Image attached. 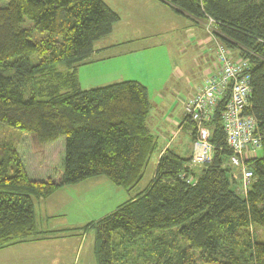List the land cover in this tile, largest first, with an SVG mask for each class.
Segmentation results:
<instances>
[{
    "label": "trees",
    "instance_id": "16d2710c",
    "mask_svg": "<svg viewBox=\"0 0 264 264\" xmlns=\"http://www.w3.org/2000/svg\"><path fill=\"white\" fill-rule=\"evenodd\" d=\"M161 1L198 23L212 19L222 47L248 61L247 113L261 137L260 155L246 162L253 180L246 193L232 188L236 170L217 115L213 161L194 171L185 166L192 152L181 158L166 149L146 189L81 230L96 231L95 264H264V243L253 235L264 231V0ZM118 21L103 0H0V123L28 134L33 152L65 143L60 178L32 179L13 150L0 156V248L43 239L34 206L59 188L102 176L129 194L156 158L143 84L79 87L77 69ZM139 244L146 247L134 256Z\"/></svg>",
    "mask_w": 264,
    "mask_h": 264
},
{
    "label": "rangeland",
    "instance_id": "374dc122",
    "mask_svg": "<svg viewBox=\"0 0 264 264\" xmlns=\"http://www.w3.org/2000/svg\"><path fill=\"white\" fill-rule=\"evenodd\" d=\"M116 1L121 7L120 11H118L119 14L117 13L119 15V18H121V23L116 29L114 35L111 36V38L104 40V37H102L100 38V42L98 44H111L113 45V49L118 50L122 47V38L125 36L132 40L135 48L141 49L138 58L142 65L143 80L145 79L144 82L149 89L151 98V109L149 112L150 114H148L150 118V124L148 125L150 130L148 129V131L157 140V149L159 150V148H161V146L165 143V141H161V139H159L158 137V135L160 136V132L164 130L161 127L159 129L158 125L151 124H154V121L156 119L158 121L159 111L161 110V108H158V106H156V96H158L156 91H158L159 89L162 90L165 87L166 89L164 93L167 94V98L170 95L173 96V100L170 102V104L174 105L176 103L175 112H179L180 116L178 123L179 125H171L170 128L173 127L172 132L177 131V141L182 142L185 139V136H187V138L189 139L190 137L188 128H190L192 125L185 121L184 103L186 100H188V98H191L196 89L202 85V79L204 78V76L206 74H212L216 71L218 66L217 56L219 42L216 41L213 47H205L206 55H204V52L202 50L197 54H193L190 58L193 62V65L195 62L197 66H200L202 62V68L200 69L201 71L205 67V69H203L204 72L200 74L201 79L198 81V84L201 83L200 85L195 86V83L190 82V78L188 77L189 72L191 71V69H193L192 65H189L190 59H188V55L189 53L191 54L190 48L197 42L196 39L198 38V36L202 35L209 38L215 37L214 32L216 31V25H214V21L212 19H207L198 23L190 17L184 18L183 16L176 15L173 9L166 3L164 4L161 0L158 1L163 5H167L168 7H170L173 12V15H176L174 16V18L172 16H169V14L166 15L167 11H165V9H163V7L159 6L157 3H151V5L153 6H151L149 2H144L143 0H104V3L108 6L113 5L115 7ZM154 2H156V0ZM184 22H186L185 26H183ZM187 29H190V31H188ZM109 36L107 35L105 37ZM212 48H214V51L211 50ZM117 52L120 53L119 51ZM119 56L121 57V55ZM229 56L234 60L241 58L238 57V54L235 51H230ZM120 57H118L119 59L117 57L112 58V61L110 62H92L89 68H82L79 74V85L89 84L96 87H103L105 85H109L113 82L111 81V77L113 76L114 71L118 68H122L123 70L126 69L124 73L126 75H130L127 70L129 68L126 67L124 57ZM88 61H86L85 63H87ZM63 68V66L59 67L60 70H62ZM88 69H90L91 74L95 75L94 77H92V75L86 72ZM108 74L110 76H102ZM96 76L102 77L99 78ZM115 76L118 77V75ZM130 76H132L134 79H140L139 75L138 77L136 75L134 76L133 74H131ZM124 78H126L125 75ZM174 84H176L177 86L173 89L172 93L170 94L169 90L174 86ZM188 84L191 85L189 87L190 89H186L185 91L181 89L177 90L182 86L186 87ZM32 90L33 89L30 86L29 91L32 92ZM164 120H166L164 123L168 127L170 121H174V119H169L168 117H165ZM158 122L160 123L161 120ZM160 125L161 124H159V126ZM192 127L193 129L191 130V136H193L194 133V126ZM165 134L167 136V141L170 140L171 138L169 136V131H165ZM64 144V138L62 137L59 140L50 144V146H47L43 151L33 152L31 150V144L29 142L28 134H25L18 129H13L5 124L0 123V156L9 149L13 150L17 154V156H19L23 166L26 167L27 173L31 176V178L34 179L47 180L51 177L60 178V172L62 169L61 162L64 156ZM191 147L190 149L192 152ZM259 155L260 151H256L254 156ZM187 163L188 162L185 163L186 167H188ZM154 165L155 161L154 158H152L150 165L145 171L144 178L141 180L140 184L135 189L129 192V196L133 197L134 195L140 193V191L148 187L153 177ZM188 172L190 173L191 171L185 170V172H181L179 176L182 178L185 175H188ZM234 172L235 171H233V169L228 171V178H230V176ZM236 179L238 180V183L237 185L232 184V188L235 190L237 189V191H241V193H246L245 188H248L251 182L244 184L243 180H241L240 173H236ZM107 182L108 185H112L106 178L102 176H97L95 178L84 180V182L72 186L75 187L76 190V194L72 202L69 200L63 202L59 200L52 201L54 205L59 204L61 207L64 205L65 208L68 209L64 210V212L62 213L63 218L59 219L63 221V223L70 225L66 228L79 227L78 225L81 223V221L89 223V221L94 220V218L97 217V213L100 212V210H102L103 212L101 213L104 214V209H108L112 206H115L112 201L114 199H117V197L114 196L113 191H111L109 188H105L104 184H107ZM112 189H114V191L117 190L125 192L123 189L117 188L115 186ZM107 190L109 193H107V195L105 196L100 197L102 198L100 200H98V198L96 197H92L94 192L96 194L95 196H100L104 191ZM122 194L124 195V193ZM80 198H83L84 200L87 198L88 199L84 204V201ZM109 199H111V201L107 203ZM120 201L121 200L119 199L116 204H119ZM123 203L125 202L122 201V203H120L119 205ZM42 205L43 204H41L39 210L44 213L45 210L43 209L45 207ZM118 206L116 205L115 208ZM56 213H58L59 215V212ZM86 224L84 225L86 226ZM95 232L96 231L94 229L88 228L87 232L85 230L81 231L79 229H75L70 233L71 237H69V239L67 240L71 241V246H78L79 244H81V248L78 252V257H80L79 264H95ZM43 234L44 233H42V235ZM170 234V232H167L168 237L173 239V243L175 245H183V241L181 239L177 240L176 238H174V236L172 237ZM253 235L254 237H256L257 241L264 243L263 230L257 228L253 231ZM145 247L146 244H139L135 246L132 251L133 255L136 256V254L143 253V248ZM170 247L166 248L170 252L172 251L174 254V251L171 250ZM55 252H58L56 247L50 248L48 250V254H54ZM146 254H148V252H146ZM63 258L64 259L62 260L64 264H70L68 263V261L73 257H71L69 254H66V256ZM193 259L198 261L197 253L193 255ZM32 264H34V262ZM197 264L205 263L198 261Z\"/></svg>",
    "mask_w": 264,
    "mask_h": 264
},
{
    "label": "crops",
    "instance_id": "0c3cea01",
    "mask_svg": "<svg viewBox=\"0 0 264 264\" xmlns=\"http://www.w3.org/2000/svg\"><path fill=\"white\" fill-rule=\"evenodd\" d=\"M143 1L149 2L150 5H151V3H157L159 6L163 7V9H165V11H167L166 15L169 14V16H172L173 18H174V16H176V15H173V12L170 9V7H168L167 5H163L158 0H156V2H154L155 0H143ZM103 2H104V0H103ZM151 6H153V5H151ZM108 7L115 10L116 13H118V11H120V8H121L117 1L115 2L116 8L113 5H109ZM118 18H119V15H118ZM120 23H121V18H119L118 22L114 23L111 35L109 34L110 35V36L108 35L109 37H104L103 39L107 40L108 38H111V36L114 35L116 29L119 27ZM185 25H186V22H184L183 26H185ZM188 31H190V29ZM196 41L197 42L194 45H192V47L190 48L191 54L189 53L188 59H190L193 54H197V53L201 52L202 50L204 52V55H206L205 47H210V46L213 47L215 45V42L217 41V39L215 37L209 38V37L200 35V36H198ZM99 42H100V40L96 41V43L94 45V52H93L94 54L91 56L89 61L87 63L80 65L79 68L77 69L78 80L80 79V76H79L80 70L82 68H89V66L92 62H95V63H99V62L101 63L102 61H109L110 62V61H112V58H116V57L118 58V57H120L119 55H121L120 58L124 57L126 67L129 68V69H127L128 73H130V75L131 74H133L134 76L136 75L137 77L139 75L140 79L139 78L134 79L132 76L126 75L124 73V71L126 69L123 70L122 68H118L114 71L113 76L111 77V79H112L111 81H113L111 84L117 83V82H123L124 80H131V79H133L134 81H139L141 84H143L147 88V93L149 95V99H151L149 89L144 82L145 79L143 80L142 65H141V62L138 58L140 55L141 49L135 48L132 40H130V38H127L125 36L122 38V47L118 50L113 49V45H111V44H101L100 45V44H98ZM211 50L214 51V48H212ZM117 51H119L120 53H118ZM184 52H182V53H184ZM189 65H192V67H193V69H191V71L189 72V75H188V77L190 78V82H194L195 86L200 85L201 83L198 84L199 83L198 81L201 79L200 74L202 72H204L203 69H205V67L201 71L200 69L202 68L201 67L202 62H201L200 66H197L195 64V62L193 65V62L191 59H190ZM86 72L89 73L90 75H92V77L95 76V75L91 74L90 69H88ZM115 75H118V77H116ZM124 75L126 78H124ZM102 76H110V75L108 74V75H102ZM102 76H96V77L100 78ZM113 78H115V79H113ZM111 84H109V85H111ZM176 86L177 85L174 84V86L169 90L170 94L172 93L173 89ZM190 86L191 85L188 84L186 87L182 86L177 90L181 89V90L185 91L186 89H190L189 88ZM79 87H81L84 90L96 88V86L89 85V84L88 85H81L80 84ZM165 89H166V87L163 88L162 90L159 89L158 91H156V93L158 95V96H156V100H157L156 106H158V108H161V110L159 111L158 121L161 120V122L159 123L156 119L154 121V124H151V125H158L159 129L161 127L164 130V131L160 132V136L158 135L159 139H161V141H165V143L161 146V148H159V150L157 149V153H156L157 155H156V158H154L155 165L157 163V159L161 156L162 153H164V151H166V149H170L175 154L179 155L181 158H189L190 152H191V149H190L191 142L193 139V137L191 136V130L193 129V127L191 126L190 128H188L190 138L188 139L187 136H185L184 137L185 139L182 142L177 141V131L172 132L173 127L170 128V126L171 125H177L178 126L180 116H179V112H177V113L175 112V109H176L175 104L176 103L174 102L175 103L174 105L170 104V102L173 100V96L170 95L167 98V94L164 93ZM165 117H168L169 119H174V121H170L169 127L166 126L164 123L166 121V120H164ZM149 119L150 118L148 115V119L146 120V127L150 130V128L148 126L150 124ZM158 123L161 125L159 126ZM165 131H169V136L171 139L168 141L166 138L167 136L165 134ZM158 142H159V140H158ZM155 165H154V168H155ZM153 175H154V173H153ZM29 177L31 178V176H29ZM32 179H34V178H32ZM36 180H38V179H36ZM41 180H43V179H41ZM104 186L106 189L109 188L111 191H113L114 196L117 197V199H114L112 201V203L115 206L116 205L118 206L120 203H122V201L126 202V201L130 200V198H133L136 196V195H134L133 197H131V196H129V194H126L125 192L117 191V190L114 191V189H112V188H114V186L108 185V182H107V184H104ZM107 193H109L108 190L104 191L100 196H95L96 194L94 192L92 197H96V198H98V200H100V199H102L100 197L107 195ZM122 193H124V195ZM75 194H76L75 187L63 186L59 190L55 191L51 196H49L45 199H42L39 202H36L34 209L36 211V217H37L39 232L44 233L43 239H36V240L28 241V242H22L21 244H10V246L0 248V264H32L33 262H34V264H64L62 259H64L63 257H65L66 254H69L71 257H73L68 261V263L77 264V262H78V264H79L80 257H78L79 256L78 252L81 248V244H79L78 246L77 245L71 246V243H70L71 241L67 240V239H69V237H71L70 233L73 230L83 229L85 226L84 224H86L88 222L85 223L84 221H81V223L78 225L79 227L66 228V227H69L70 225L63 223V221H61L59 219L63 218L62 213L64 212V210H68V209H66L64 205L61 207L59 204L54 205V203H52V201H58V200L62 201V202L69 200L72 202L73 198L75 197ZM80 199H82L84 201V204H85L88 198L85 200L83 198H80ZM119 199L121 200L120 203L116 204ZM110 201H111V199H109L107 201V203ZM41 204H43L42 206L45 207L43 209V210H45L44 213H42V211L39 210ZM115 206H112L108 209H104V212H105L104 214H102L101 212H103V211L100 210V212L97 213L98 214L97 217L94 218V220H91L89 222H96L97 220H99L103 216L108 215V213L114 211L115 209H117L119 207L118 206L115 208ZM56 212H59V215ZM70 230H72V231H70ZM84 230H81V231H84ZM85 231L87 232V230H85ZM55 247L57 248L58 252H55L54 254H52V253L48 254V250L50 248H55Z\"/></svg>",
    "mask_w": 264,
    "mask_h": 264
},
{
    "label": "built area",
    "instance_id": "2783aa9c",
    "mask_svg": "<svg viewBox=\"0 0 264 264\" xmlns=\"http://www.w3.org/2000/svg\"><path fill=\"white\" fill-rule=\"evenodd\" d=\"M229 52L219 42L216 71L206 74L202 85L184 103L185 121L194 126L188 167L195 171L213 161L216 147L211 141L210 124L218 115L225 146L231 151L227 166L240 173L247 184L253 180V171L246 167V162L261 148V137L256 135L258 123L247 113L252 95L248 61L234 60ZM225 99V106L220 109V101Z\"/></svg>",
    "mask_w": 264,
    "mask_h": 264
}]
</instances>
